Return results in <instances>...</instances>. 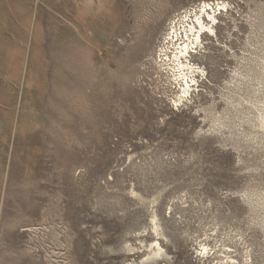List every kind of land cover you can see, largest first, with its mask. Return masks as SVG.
<instances>
[{
    "label": "rangeland",
    "instance_id": "374dc122",
    "mask_svg": "<svg viewBox=\"0 0 264 264\" xmlns=\"http://www.w3.org/2000/svg\"><path fill=\"white\" fill-rule=\"evenodd\" d=\"M0 264H264V0H0Z\"/></svg>",
    "mask_w": 264,
    "mask_h": 264
},
{
    "label": "bare ground",
    "instance_id": "6f19581e",
    "mask_svg": "<svg viewBox=\"0 0 264 264\" xmlns=\"http://www.w3.org/2000/svg\"><path fill=\"white\" fill-rule=\"evenodd\" d=\"M219 4V3H218ZM217 4V5H218ZM215 12L216 9L212 4L209 2H204L203 5L200 6V8L196 11L192 12V19L188 22V14L184 16V19L180 21L182 23L178 25H174L173 27V34L170 37V40L167 42H177L174 41V37L178 36V31L180 34V40L177 42L178 44L176 47H173L174 49L170 50L168 46L164 47L161 51L164 58H161L163 61L162 64H168L166 61H171L173 63V68L177 69L180 73V79L182 78V94H186L190 87H192L193 84L191 82H195L194 74L195 72H198V69L193 68L188 63V58L190 56V52L195 51L193 50L196 48L200 43H202V36L206 33H213L214 27L213 24L215 22ZM190 16V15H189ZM187 17V19H186ZM186 20L188 23L186 24L184 21ZM174 33L176 35H174ZM209 34V35H210ZM177 39V38H176ZM173 45V44H172ZM195 46V47H194ZM194 66V65H193ZM187 69L189 72H185L184 70ZM200 72V70H199ZM189 73V79L187 74ZM175 75V74H174ZM185 79V80H184ZM181 97V96H180Z\"/></svg>",
    "mask_w": 264,
    "mask_h": 264
}]
</instances>
